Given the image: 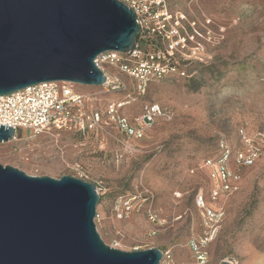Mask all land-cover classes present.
Segmentation results:
<instances>
[{
  "label": "rangeland",
  "instance_id": "obj_1",
  "mask_svg": "<svg viewBox=\"0 0 264 264\" xmlns=\"http://www.w3.org/2000/svg\"><path fill=\"white\" fill-rule=\"evenodd\" d=\"M168 1L206 38V64L194 63L190 77L152 82L146 96L123 112L135 121L142 103L157 102L171 118L159 119L127 145L114 128L85 137L29 136L19 129L16 139L0 144V163L32 176L71 175L96 184V223L104 241L126 251L171 250L176 264H196L188 241L205 231L203 209L196 206L202 193L207 207L224 210L209 245L211 262L264 264V158L242 170L237 192L218 201L210 198L212 182L201 167L217 154L220 141L243 149L241 130L253 138L264 135V0ZM74 86L80 93L95 91L103 103L128 94ZM129 198L133 210L125 211L117 200ZM149 212L163 223H152Z\"/></svg>",
  "mask_w": 264,
  "mask_h": 264
},
{
  "label": "water",
  "instance_id": "obj_2",
  "mask_svg": "<svg viewBox=\"0 0 264 264\" xmlns=\"http://www.w3.org/2000/svg\"><path fill=\"white\" fill-rule=\"evenodd\" d=\"M139 29L119 0H0V96L42 82L102 86L94 60L131 51ZM14 139L13 126L1 124L0 144ZM99 200L96 184L81 178L0 163V264H160V248L126 251L104 241Z\"/></svg>",
  "mask_w": 264,
  "mask_h": 264
},
{
  "label": "built area",
  "instance_id": "obj_3",
  "mask_svg": "<svg viewBox=\"0 0 264 264\" xmlns=\"http://www.w3.org/2000/svg\"><path fill=\"white\" fill-rule=\"evenodd\" d=\"M119 1L135 11L140 27L136 44L126 53L100 54L94 62L106 76L105 83L98 86L103 94L127 92L125 99L103 103L95 91L90 94L77 92L75 83L69 81L42 82L0 96V125L13 126L15 139L19 129L28 131L29 136L74 132L85 137L114 128L124 136L121 143L127 145L131 139H142L159 119L172 117L171 111L157 102L142 103L135 121L123 110L145 97L152 82L167 77H190L189 69L194 63L206 64V38L195 28L196 22L187 26L184 13L173 10L168 0ZM101 104H105L104 109ZM256 138L241 130L243 149H233L227 141H220L217 154L203 160L201 167L208 171L212 182V201L237 192L242 170L264 158V135ZM117 203L125 211L133 210L131 198L117 200ZM196 206L203 209L205 231L191 236L188 246L196 264H213L209 245L217 235L224 210L207 207L202 193L196 197ZM148 215L156 226L163 223L154 212ZM98 217L97 210L96 220ZM156 233L154 230L153 234ZM160 264H176L171 250L163 251Z\"/></svg>",
  "mask_w": 264,
  "mask_h": 264
}]
</instances>
